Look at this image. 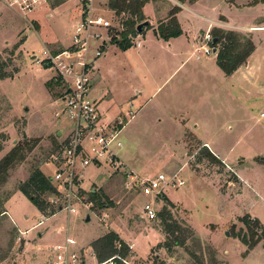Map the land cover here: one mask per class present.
I'll use <instances>...</instances> for the list:
<instances>
[{"label":"rangeland","instance_id":"374dc122","mask_svg":"<svg viewBox=\"0 0 264 264\" xmlns=\"http://www.w3.org/2000/svg\"><path fill=\"white\" fill-rule=\"evenodd\" d=\"M230 2L237 9L229 8V0H204L192 11L203 17L224 15L237 25L224 31L252 40L256 48L264 45V30H257L264 28V0ZM175 5L182 10L183 4ZM94 8L112 28L111 42L90 73V97L111 125L133 113L120 135L125 168L142 177L178 174L185 182L157 200L156 209L171 212L187 240L168 250L161 221L141 218L148 199L127 190L123 173L109 166L84 171L78 214L62 211L60 195L45 196L51 209L43 214L18 190L36 169L51 179L56 159L63 157L73 125L63 112L66 87L44 60L70 49L84 4L0 0V62L9 64L6 72L12 75L0 79V161L17 145L26 150L25 161L11 168L0 186V264H47L52 248L67 236L76 242L73 251L96 257L92 243L111 232L129 245L128 264H264V238L253 250L233 245L235 234L246 233L243 217L264 226V166L258 165L264 164V46L252 55L245 73L230 78L213 55L189 59L185 44L177 50L157 38L151 30L161 21L130 37L132 47L121 50L112 39L121 40L127 16L117 17L108 0H95ZM154 10L150 4L145 13L152 17ZM179 19L188 32L202 30L201 42L207 24L185 11ZM204 147L221 164L209 161ZM93 191L100 202L91 201Z\"/></svg>","mask_w":264,"mask_h":264},{"label":"built area","instance_id":"2783aa9c","mask_svg":"<svg viewBox=\"0 0 264 264\" xmlns=\"http://www.w3.org/2000/svg\"><path fill=\"white\" fill-rule=\"evenodd\" d=\"M82 3L84 9L81 21L75 27L70 49L44 60L46 69H57L59 80L66 87L64 95H61L63 112L73 124L65 141L63 157L56 159L57 170L51 183L59 188L62 211L71 215L78 214L84 190V171L90 167L109 166L115 173H123L127 190L139 192L148 199L141 208V218L151 222L158 218L156 201L166 197L170 190L184 187L185 182L178 174L169 177L159 173L153 177H142L125 168L121 162L119 151L123 148V143L120 135L133 118V113L118 117L111 125L104 122L98 104L90 97V73L95 61L104 54L103 48L111 42L109 30L112 24L103 15H95V0H82ZM100 31H106V34ZM213 40L211 31L206 32L195 51L196 55H214ZM94 46L97 48L95 52L92 50ZM136 46L140 48L141 42ZM43 223L40 221L39 226ZM75 245L76 242L67 236L65 243L52 248L53 255L47 264H114L115 259L128 264L118 256L100 263L93 254L88 257L84 253L73 251Z\"/></svg>","mask_w":264,"mask_h":264},{"label":"trees","instance_id":"16d2710c","mask_svg":"<svg viewBox=\"0 0 264 264\" xmlns=\"http://www.w3.org/2000/svg\"><path fill=\"white\" fill-rule=\"evenodd\" d=\"M175 1L180 4H194L199 0ZM150 2L151 0H108L109 9L113 11L117 17L127 16V19L123 22V31L120 33L122 37L121 40H117L116 38L112 39L113 44H116L121 50L126 51L131 48L132 41L130 37L144 34L145 30L150 27V25H145L142 30L138 32V26L146 22L143 10ZM180 12L181 8L175 6L169 12L168 20L166 22H161L157 29L154 30L155 35L159 39L169 42L171 39H176L183 35L177 18ZM211 33L213 39L217 41L216 45H213L217 49V65L226 76H232L244 66L256 50L252 40L241 37L233 31H224L219 28H214ZM8 66V63L0 62L1 80L12 78V75L6 72ZM33 146V144L29 145V150H31ZM25 151L23 146L17 145L0 161V186L7 182L9 170L25 161ZM204 156L212 163L221 164V162L209 152L207 147H204ZM18 190L43 214L50 208V203L46 201L45 196L59 195V191L53 186L51 179L46 177L39 169L34 170L26 182H20L18 184ZM90 195L91 201L100 202L102 200L96 191L92 192ZM168 204L172 205L169 201ZM50 213L51 216L55 214L53 209ZM158 219L164 225V231L167 237L165 246L168 250L173 246L183 247L187 239L185 238L183 229L174 221L172 213L164 208L158 214ZM241 222L246 229V233H244V230H241L234 236L245 245L248 250H253L264 238V226L258 219H252L250 216L243 217ZM92 247L100 263H104L117 256L122 259H126L130 256L129 245L114 232L108 233L93 242ZM114 264L123 263L119 259H115Z\"/></svg>","mask_w":264,"mask_h":264},{"label":"crops","instance_id":"0c3cea01","mask_svg":"<svg viewBox=\"0 0 264 264\" xmlns=\"http://www.w3.org/2000/svg\"><path fill=\"white\" fill-rule=\"evenodd\" d=\"M203 1L204 0H199L198 2H196V3H194V4H183L182 5V10H181V12L177 15V18H178V21H179V24H180V26H181V29H182V31H183V35L182 36H180L179 38H176V39H171L169 42H165L167 45H168V47H170V48H176L177 50H179L184 44L186 45V47H187V52H189V53H191L190 55H189V59L191 58V59H195V60H203L204 58L206 59V57H208V56H205V55H196V53H195V51H196V49L200 46V42H199V32H201L202 30L201 29H198V28H192V30H190L189 32L188 31H186L184 28H183V26H182V24H181V21H180V19H179V15L181 14V13H183L184 11L185 12H190V13H192V14H194V15H197V17L198 18H200L201 20H203L206 24H207V29H206V31L205 32H208V31H211L213 28H219V29H222V30H224V29H236L237 27H235V26H237V25H234V24H232L224 15H220V14H218L217 16H215V14L214 15H212L211 17L209 16V17H203V16H201V15H198V14H196L195 12H193L192 10H195L196 9V7H198V6H200L201 7V5H203ZM158 3V4H157ZM176 3H178L177 1H175V0H164L163 2H161V1H157V0H154V1H152V2H150V3H148L146 6H145V8H144V10H143V12H144V15H145V17L148 19V22L149 23H151L152 25H155L154 23H156V25L161 21H163V22H165V19H167L168 18V16H169V12L176 6H174V7H172L174 4H176ZM150 4H153V6H154V15L151 17V16H149V15H147L146 13H145V10H147V7L150 5ZM236 7H237V5L236 4H234ZM233 4H232V2H230V0H229V8L230 9H232L233 7H234V9H237L235 6H234ZM258 5H263V4H258ZM221 18H223L224 19V21H220V19ZM160 22V23H161ZM156 28H154V29H152L151 30V32H153V34L155 35V33H154V30H155ZM257 30H264V28H259V29H257ZM156 36V35H155ZM157 37V36H156ZM158 38V37H157ZM181 40H185V43H182V42H180ZM263 46L264 45H262L261 47L260 46H258L257 48H256V50H255V54H258L259 53V50L261 49V48H263ZM261 53H262V50L260 51ZM253 53V54H254ZM252 54V55H253ZM214 57H215V59L217 60V54L216 55H213ZM252 60V56L248 59V61H247V63L244 65V66H242L238 71H236L232 76H227V77H230V78H233V76H235V74H237V73H239V72H243V73H245L246 72V69L249 67V65H250V61ZM187 61V60H186ZM96 62V61H95ZM184 63H186V62H184ZM183 63V64H184ZM95 64V63H94ZM95 67H97V65L95 66L94 65V69H95ZM223 72V71H222ZM96 101V100H95ZM106 116L108 117V118H111V117H113L112 115H107L106 114ZM206 145L208 146V144L206 143ZM264 157V156H263ZM220 158H221V156H220ZM263 162V161H262ZM264 163V162H263ZM226 165H228L227 163H226ZM258 165H260V166H264V164H262V163H259L258 162ZM228 167H230L229 165H228ZM237 176H238V179H240L242 182H244L243 181V179H242V177H241V175L238 173L237 174ZM235 243H233V245H236V246H238V250L239 249H241V248H246V246L245 245H243L240 241H238V239H236V240H233Z\"/></svg>","mask_w":264,"mask_h":264},{"label":"water","instance_id":"95a60500","mask_svg":"<svg viewBox=\"0 0 264 264\" xmlns=\"http://www.w3.org/2000/svg\"><path fill=\"white\" fill-rule=\"evenodd\" d=\"M150 23L148 22V21H146V22H144L143 24H140L139 26H138V32H140L141 30H142V28H143V26H145V25H149ZM216 39H214L213 40V45L215 46L216 45ZM214 55H216L217 54V49L216 48H214ZM262 161L264 162V157H262ZM91 220V218H90V215H88V217H87V219H86V222H89ZM227 235L229 236V233H227Z\"/></svg>","mask_w":264,"mask_h":264}]
</instances>
